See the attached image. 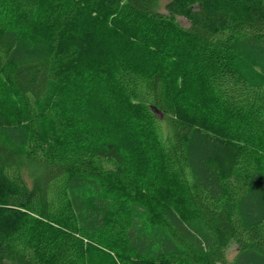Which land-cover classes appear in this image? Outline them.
<instances>
[{"label":"trees","instance_id":"obj_1","mask_svg":"<svg viewBox=\"0 0 264 264\" xmlns=\"http://www.w3.org/2000/svg\"><path fill=\"white\" fill-rule=\"evenodd\" d=\"M0 13V264H264V0Z\"/></svg>","mask_w":264,"mask_h":264},{"label":"rangeland","instance_id":"obj_2","mask_svg":"<svg viewBox=\"0 0 264 264\" xmlns=\"http://www.w3.org/2000/svg\"><path fill=\"white\" fill-rule=\"evenodd\" d=\"M3 13V12H2ZM0 13V26H7V20L6 19H3V14H5V13ZM9 16H12V14H10V13H7ZM10 19H12L11 17H10ZM12 22H14V17H13V20H12ZM176 26L179 28V27H182V28H189V23L187 22V20L186 19H184V18H177V20H176ZM150 32H148V34H149ZM132 35V34H131ZM133 36H135L134 34H133ZM173 42V44H172V46H173V49H174V46H175V42L174 41H172ZM146 45V48L147 49H149L150 51H152V53H153V55H154V58L155 57H158L159 55H163V53H165V54H167L165 57H168V59L165 61H162L161 62V66L163 65V63H167V64H169V61H172L176 66L178 65V63H176V62H178V60H179V58L176 56V54L175 53H171V55L168 53L169 51L168 50H166V49H163L162 48V44L160 43H158V44H156V45H154V44H150L151 45V47L148 45V44H145ZM170 55V56H169ZM178 59V60H177ZM170 65V64H169ZM171 66V70L173 71V72H176V70H175V67L176 66H173L172 67V65H170ZM183 71L184 70H177V75H175V79H173V80H175L173 83H171V87L172 88H174L173 86H172V84L174 85V83H175V86H177V87H179L178 89L181 91V88H182V86H184V84L187 82V77H190V78H193V79H195V75H193V74H191L190 76H187V77H184V75L182 74L183 73ZM94 87V86H93ZM91 91H87V94L88 95H90L91 93H90ZM89 105V104H88ZM86 107V105L85 104H82L80 107H78V109H80V110H78L77 109V107L76 106H69L68 107V109H67V115L69 114V116L71 117V118H74V119H76V120H82L80 123L79 122H77V127H79V128H82L83 130H84V128L82 127V126H85V125H82L84 122H85V120H88L89 119V117H91L92 115H91V113H92V110L91 109H93V110H96L95 108H91V105L90 106H87V108H85ZM87 110V111H86ZM100 111V110H99ZM94 112H96V111H94ZM73 114H75V115H77V116H75L74 117V115ZM210 117H211V119H210V117L208 118L209 120H212V119H214L215 118V115L214 114H208ZM84 118H85V120H84ZM92 118V123L94 124V123H96V122H99L98 120H99V118H100V114H95V117L93 118V116L91 117ZM88 122V121H87ZM92 124V125H93ZM99 124H101V123H97V124H94L95 126H98ZM81 125V126H80ZM135 161H137V160H135ZM139 162V161H138ZM136 164V163H135ZM263 165H264V162H263ZM55 233V232H54ZM103 252H104V255H102V253H100V254H94L93 255V253H91L90 254V258H89V260L93 263V264H96L97 262L96 261H98L99 259H100V261L102 260V263H103V257L104 256H107V255H109V256H111V257H113L114 259H115V261H116V264L118 263V261H117V258L115 257V255H114V252H112V250H110V249H103L102 250ZM235 252H236V249L234 248V247H231L229 250H228V252H227V256H228V259L231 261L233 258H234V256H235ZM89 255V254H88ZM102 258V259H101ZM90 261H89V263H90Z\"/></svg>","mask_w":264,"mask_h":264}]
</instances>
